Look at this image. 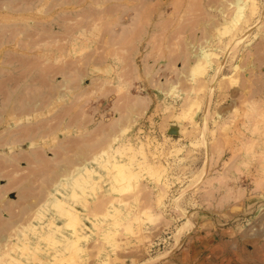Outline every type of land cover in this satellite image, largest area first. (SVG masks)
Returning <instances> with one entry per match:
<instances>
[{"label":"rangeland","instance_id":"1","mask_svg":"<svg viewBox=\"0 0 264 264\" xmlns=\"http://www.w3.org/2000/svg\"><path fill=\"white\" fill-rule=\"evenodd\" d=\"M240 1L0 0V264L264 243V0Z\"/></svg>","mask_w":264,"mask_h":264},{"label":"crops","instance_id":"2","mask_svg":"<svg viewBox=\"0 0 264 264\" xmlns=\"http://www.w3.org/2000/svg\"><path fill=\"white\" fill-rule=\"evenodd\" d=\"M197 239L210 240L209 245L203 249L204 252L208 250L204 255L205 264H237L240 261L241 264H264V243L255 241L256 246L251 244V251L245 257L247 243L236 237L235 230L228 227L211 230Z\"/></svg>","mask_w":264,"mask_h":264},{"label":"bare ground","instance_id":"3","mask_svg":"<svg viewBox=\"0 0 264 264\" xmlns=\"http://www.w3.org/2000/svg\"><path fill=\"white\" fill-rule=\"evenodd\" d=\"M233 4L236 6V8H240L241 9V1L240 0H233ZM181 16V15H180ZM197 17V16H196ZM242 17H244V13H239V14H237L236 16H235V18L237 19V20H239V19H241ZM235 19V20H236ZM234 20V21H235ZM237 22V21H236ZM235 43H236V41H235ZM237 44H239V42L237 43ZM236 44V45H237ZM231 45H235L234 43L233 44H231ZM231 45H229V46H231ZM233 47V46H232ZM232 47H230V49L232 48ZM236 47H238V46H236ZM234 48V47H233ZM201 60L199 59L198 60V62H200ZM197 62V63H198ZM203 63V62H202ZM204 63H206V62H204ZM198 64H201V63H198ZM199 66V65H198ZM102 146V145H101ZM82 153H81V156H78V157H76V160H74V161H72L73 162V164H74V162H75V164H79L81 161H84V160H82L83 159V157H82ZM85 155V154H84ZM82 157V158H81ZM79 159V161H77ZM77 161V162H76ZM60 171H62L63 173L64 172H66L65 171V168H60ZM188 229V228H187Z\"/></svg>","mask_w":264,"mask_h":264}]
</instances>
